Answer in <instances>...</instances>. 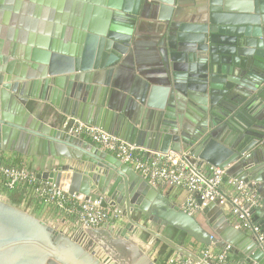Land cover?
I'll return each instance as SVG.
<instances>
[{
	"label": "water",
	"instance_id": "1",
	"mask_svg": "<svg viewBox=\"0 0 264 264\" xmlns=\"http://www.w3.org/2000/svg\"><path fill=\"white\" fill-rule=\"evenodd\" d=\"M69 1L0 0V18L7 24L15 8L22 13L32 8L39 17L47 14L45 8L50 17L67 8L69 16L76 13V1ZM141 1L79 0L73 29H53L36 39L24 31L20 39H0V151L66 160L36 178L55 186L67 181L68 194L101 208L119 207L127 220L117 233H103L112 247L109 252L102 247L108 252L102 260L91 250V240L78 242L0 200V264H155L131 241L139 232L207 264L202 254L153 231L137 215L196 244L229 246L245 262L264 264V242L232 226L215 204L200 212L213 236L130 167L38 119L27 107L44 102L65 118L129 144L163 154L187 152L247 185L264 180L244 158L254 148L264 151V123L258 117L264 109V0H211L196 23L174 25L177 30L167 34L171 85L161 108L139 109L131 117L112 107L109 87L115 65L129 51ZM19 20L25 23L24 17ZM57 56L72 59V73L56 74L63 70L53 60Z\"/></svg>",
	"mask_w": 264,
	"mask_h": 264
},
{
	"label": "crops",
	"instance_id": "2",
	"mask_svg": "<svg viewBox=\"0 0 264 264\" xmlns=\"http://www.w3.org/2000/svg\"><path fill=\"white\" fill-rule=\"evenodd\" d=\"M74 1H76L75 3L79 2V0ZM210 1L211 0L141 1L140 9L135 18L136 22L129 51L114 67L109 87V97L112 107L116 110L124 111L127 115H131V117H133V113L139 109L141 111H158L161 108L164 95L171 85L167 34L170 31L177 30L174 25L196 23L209 9ZM68 2L70 1L68 0ZM75 3L74 5H76V7L73 11H76L77 13L79 8L77 7L78 3ZM45 9H47V14H44L43 17L36 16V11L32 8H26L23 10V13L19 8L13 9L9 12L10 16L5 20L7 21V24H3L2 18H0V39L5 40L8 36H11L13 39H20L23 31L28 35V38L31 37L36 39L42 36H49L52 34L53 29L55 33L57 32L55 29L58 28H74V20L78 16L75 15L76 13H72L73 15L69 14L68 16L69 12L67 8H63L58 14L50 17V12L48 13L49 8ZM84 12L82 14L83 17L85 15ZM20 17L25 18V23L19 20ZM53 60L60 62V67L63 69L60 72H56V74L69 75L72 73L70 70L73 67L72 59L57 56L53 58ZM179 97L181 96L179 95ZM179 102L181 103L183 101L179 99ZM27 107L35 117L46 123H53L57 127L62 121H58V118H65L51 105L44 102H29ZM261 111L262 112L258 117L260 118V121H263L264 123V109H261ZM0 154L8 165H16L20 162L24 166L29 167L34 173L50 170L56 165H65L68 163L61 158L23 156L15 151H0ZM244 158L248 161V166L257 167L253 170L254 176H258L260 179L261 177H264V151H259L254 148V151L249 152ZM67 184L68 182L66 181L63 182V185L61 186L67 190ZM248 186L251 187L261 199L262 208L254 212L252 220L260 227L261 232H263L262 225H264V217L262 216L264 215V180L260 182L252 181ZM0 193L5 195L12 194V192L6 191L2 188H0ZM163 194L167 196L172 203L179 207L183 206L187 199V194L180 190L173 189L171 191H166ZM29 208L41 209L37 206H29ZM44 212V216L47 217L46 219L48 221H51L52 223L56 222L66 228L71 227V220L69 221L64 218L57 219L56 216H58V214L55 210H46ZM147 226L152 229L153 225ZM157 227L162 230H152L159 232L161 235L186 250L193 251L196 247V243L185 234L171 228ZM166 230H169L168 232L170 233L167 234ZM110 231H112L111 228L88 229L86 230V236L84 235V238L86 239H82V236L80 238L82 239L83 244L91 240V250L95 252V255H97L98 258L103 260L104 258L98 255V251L100 250L99 247L105 246L106 250H108V252L110 251L108 247H111V245L107 244L103 237V233H110ZM94 232L99 236L92 235ZM139 235L135 237L130 236L131 241H133L135 245L155 264H169L170 260L177 261L184 258L169 247L163 252L161 249L163 244L161 242H144L145 240H142ZM81 239L78 240L76 238L75 240L80 242ZM161 250L162 253L160 252ZM233 258L235 260L245 261V258L240 254H234Z\"/></svg>",
	"mask_w": 264,
	"mask_h": 264
},
{
	"label": "built area",
	"instance_id": "3",
	"mask_svg": "<svg viewBox=\"0 0 264 264\" xmlns=\"http://www.w3.org/2000/svg\"><path fill=\"white\" fill-rule=\"evenodd\" d=\"M58 128L114 156L161 193L173 189L184 191L187 199L180 208L189 215L200 214L204 206L213 203L223 211L232 226L256 236L259 243L264 242V233L252 220L254 212L262 208L261 199L247 184L227 176L225 170L187 152L169 150L163 154L138 144H129L98 128L86 127L75 118H63ZM0 188L9 192L21 190L23 201L28 206L55 210L60 218L71 220L72 225H82L86 229H100L112 219L120 221L124 215L119 207L101 208L99 202L70 195L62 186L38 180L29 167L8 165L1 154ZM195 245L194 250L190 251L195 255L202 254L207 264H254L235 260L229 246L218 249L214 245ZM169 264L198 263L184 257L177 261L170 260Z\"/></svg>",
	"mask_w": 264,
	"mask_h": 264
},
{
	"label": "rangeland",
	"instance_id": "4",
	"mask_svg": "<svg viewBox=\"0 0 264 264\" xmlns=\"http://www.w3.org/2000/svg\"><path fill=\"white\" fill-rule=\"evenodd\" d=\"M63 119V117H60V118H58V121H61ZM0 200H2V201H5L6 203H9V204H11V205H14V206H16V207H18V208H20V209H22V210H25V211H27L29 214H31V215H33L34 217H36V218H38V219H40V220H42V221H44L45 223H47V224H49L50 226H52L53 228H55V229H57V230H59V231H62V232H64L65 234H67V235H71V236H73L75 239L77 238L78 240L80 239V237L81 236H83L82 238L85 240L86 238H84L85 236H86V230H88V229H86V227H84V226H80V225H71V227H64L63 225H59V224H57L56 222L55 223H52L51 221H48L46 218V216H44V214H45V212L44 211H46V210H41V209H32V208H29V206L26 204V203H24V201L22 200V198L21 199H19L17 196H11V194H9V195H5V194H1L0 193ZM18 201H19V203H18ZM15 203V204H14ZM54 216H56V215H54ZM196 219H197V221L199 222V224L206 230V231H208L209 233H211L213 236H215L214 235V233H213V231L211 230V226L209 225V223H208V221H207V219H205V217L200 213V214H197V215H195L194 216ZM56 218L57 219H60V216H56ZM45 220H47V221H45ZM137 221H140V222H143L144 224H146V225H153L152 226V229H159L160 230V228H158L157 226H155V224H153V223H150V222H148L147 221V219L146 218H144L143 216H140V215H137ZM126 222H127V220H126V217H125V215H123V217L121 218V220L119 221V220H115V219H112L111 221H109V223H107V225L106 226H104V227H101L100 229H102V228H111V230L114 232V233H117L119 230H121L125 225H126ZM76 226V227H75ZM153 230V231H154ZM162 230V229H161ZM160 230V231H161ZM169 230H166V233L168 234V233H170V232H168ZM85 232V233H84ZM88 233V232H87ZM140 234V235H139ZM85 235V236H84ZM92 235H96V236H99L96 232H94V233H92ZM140 236V238H142V240H145L144 242H152V243H155V242H157L158 243V241H156L155 239H153V237H151V236H149L148 234H146V233H143V232H139L138 234H137V236ZM186 238V237H185ZM185 240V239H184ZM181 241H183V240H181ZM156 245V244H155ZM211 247H213V246H211ZM215 247V246H214ZM100 248V250L98 251V255H100L102 258H104V259H107L108 258V253H107V251H105V249H103L102 247H99ZM115 262H111V264H114Z\"/></svg>",
	"mask_w": 264,
	"mask_h": 264
},
{
	"label": "trees",
	"instance_id": "5",
	"mask_svg": "<svg viewBox=\"0 0 264 264\" xmlns=\"http://www.w3.org/2000/svg\"><path fill=\"white\" fill-rule=\"evenodd\" d=\"M19 164H16V165H18V166H24L22 163H20V162H18ZM17 196L19 199H21L22 198V200L24 199L23 198V191H21V190H17V191H13L12 192V194H11V196ZM18 203H19V201H18ZM15 204V203H14ZM161 249L163 250V252L166 250V249H168V247L166 246V245H162V247H161ZM162 250L160 251L161 253H162Z\"/></svg>",
	"mask_w": 264,
	"mask_h": 264
},
{
	"label": "bare ground",
	"instance_id": "6",
	"mask_svg": "<svg viewBox=\"0 0 264 264\" xmlns=\"http://www.w3.org/2000/svg\"><path fill=\"white\" fill-rule=\"evenodd\" d=\"M85 233V232H84ZM100 233V232H99ZM83 237V236H82ZM81 239V238H80ZM83 243V242H82ZM111 245V247H112V244H110Z\"/></svg>",
	"mask_w": 264,
	"mask_h": 264
}]
</instances>
